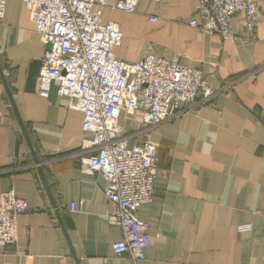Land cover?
Returning <instances> with one entry per match:
<instances>
[{"label":"crops","instance_id":"1","mask_svg":"<svg viewBox=\"0 0 264 264\" xmlns=\"http://www.w3.org/2000/svg\"><path fill=\"white\" fill-rule=\"evenodd\" d=\"M116 1L100 11L121 27L120 59L156 54L200 67L220 91L152 129L135 114L121 115L129 145L151 140L159 156L155 195L137 212L151 238L137 264H264V0L253 31L244 14L233 18L236 42L189 24L198 0H140L135 13L114 9ZM45 46L32 10L7 0L0 192L14 189L31 209L18 218V239L0 244V264H136L113 252L123 233L108 218L107 180L81 170L82 142L92 137L82 112L67 106L56 85L49 96L25 89L29 64Z\"/></svg>","mask_w":264,"mask_h":264},{"label":"built area","instance_id":"2","mask_svg":"<svg viewBox=\"0 0 264 264\" xmlns=\"http://www.w3.org/2000/svg\"><path fill=\"white\" fill-rule=\"evenodd\" d=\"M21 1L32 10L43 42L52 43L43 58L36 92L49 96L56 85L58 94L68 98L67 106L82 112V129L92 137L82 142L81 170L107 180L105 195L112 206L108 218L123 233L112 244L113 252L137 264L151 246L149 224L137 212L155 195L159 156L151 140L129 145L133 136L125 133L121 115L135 114L152 129L196 104L213 101L220 91L209 85L200 67L156 54L120 59L115 48L123 39L121 27L116 21H104L100 11L109 0ZM139 1L117 0L112 7L135 13ZM6 7L7 0H0V19ZM258 11L259 0H198L189 24L236 42L233 18L244 14L253 31ZM30 209L28 200L14 189L0 192V244L18 239V218Z\"/></svg>","mask_w":264,"mask_h":264},{"label":"water","instance_id":"3","mask_svg":"<svg viewBox=\"0 0 264 264\" xmlns=\"http://www.w3.org/2000/svg\"><path fill=\"white\" fill-rule=\"evenodd\" d=\"M45 54L47 51H50L52 49V43H47L45 44ZM45 54L43 57H40V58H35L33 59L30 64H29V69H28V73H27V80H26V91L27 92H30V93H34L36 92V89H37V79H38V75L40 73V70H41V67H42V64H43V58L45 57ZM0 70L1 72L3 73L2 69H1V66H0ZM7 89H8V92L12 98V101L14 103V106H15V102H14V98H13V95L10 91V88H9V85L7 84ZM16 107V106H15ZM30 144H31V148H32V151L35 155V151H34V147L31 143V141L29 140ZM36 157V155H35ZM36 160L37 162H39L38 158L36 157ZM42 172V175L44 176L43 174V171L41 170Z\"/></svg>","mask_w":264,"mask_h":264}]
</instances>
